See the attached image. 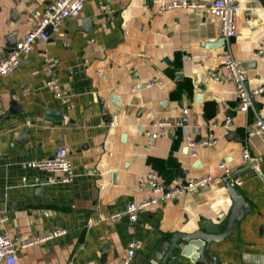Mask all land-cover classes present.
Here are the masks:
<instances>
[{"label":"crops","instance_id":"obj_1","mask_svg":"<svg viewBox=\"0 0 264 264\" xmlns=\"http://www.w3.org/2000/svg\"><path fill=\"white\" fill-rule=\"evenodd\" d=\"M51 1L0 0V50L6 36L17 41L27 34ZM172 1L85 0L78 18L50 29L47 40H36L14 71L0 78V234L26 242L66 230L19 247L15 264H117L131 241L141 247L130 264H144L173 232L191 233L203 218L225 223L231 198L220 162L240 170L235 176L242 182L235 187L250 210L228 236L211 242L208 254L217 264H264V190L256 174L264 175V137L245 134L256 113L264 120V95L245 112L232 83L207 77L226 47L218 19L207 12L212 0H189L203 8H167ZM236 2L231 52L248 85H264V54H255L264 41V0ZM50 73L71 87V108L61 107L46 87ZM148 81L156 83L144 86ZM226 117L231 130L211 127ZM159 121L181 124L148 143L146 132ZM209 133L217 141L192 156L186 138ZM59 145L69 147L72 183H48L47 173L25 166ZM243 147L253 167L243 169ZM148 171L168 185L206 174L213 180L203 191L148 207L134 222L112 219L131 201L150 196L136 187ZM166 264L188 263L179 256Z\"/></svg>","mask_w":264,"mask_h":264},{"label":"built area","instance_id":"obj_2","mask_svg":"<svg viewBox=\"0 0 264 264\" xmlns=\"http://www.w3.org/2000/svg\"><path fill=\"white\" fill-rule=\"evenodd\" d=\"M85 0H53L44 10L40 19L32 26L31 30L22 38L16 41L15 45L6 57L0 58V78L11 74L14 69L20 64L23 56L33 49V44L36 40H47L49 34L47 28L52 31L57 30L60 25L66 20H73L79 17L83 10ZM167 8H185L199 7L203 8V3H196L189 0H177L167 4ZM240 10L239 3L236 0H212L207 7V12L218 19L219 33L224 39L226 47L221 54V64L214 69L206 72L207 77L220 82L232 83L234 86L235 96L238 102V108L242 111L253 109L255 96L264 95V85L250 87L247 82L246 73L242 63L234 58L230 49V40L236 36V16ZM255 54H264V41L260 45ZM155 81H148L144 84L146 87L153 86ZM46 87L50 89L53 97L58 100L61 107L69 109L73 106L71 87L63 83L58 76L50 73L46 79ZM185 112V110L183 111ZM255 121L252 128H246V136L259 134L264 137V120L259 114H255ZM181 124L180 121H159L153 123V130H148V143L154 137L160 134H166V129L174 128ZM221 127L225 131L232 128V121L226 117L221 122H213L211 127ZM213 133H209L206 138L195 140L188 136L186 138V146L192 156H195L196 149L201 146H207L216 142ZM241 159L243 163H250L253 167L254 158L248 152L246 147L241 150ZM35 168L43 173H47L44 181L48 183H72L75 178V172L72 164V159L69 152V147L59 145L50 157L43 158L38 161H32L25 164ZM218 168L221 170L220 177L229 176L232 169L225 162H220ZM257 176L261 181L264 190V175L257 171ZM213 180L212 175L206 174L201 177H192L185 180L175 182L173 184H165L158 173L148 171L140 174L137 178V189L147 188L150 191V196L139 201H131L126 209L113 215L112 219H119L126 216L129 221L134 222L140 212L152 205H157L161 202L175 199L186 194H194L207 189ZM229 180L234 186L241 184V179L237 176L230 177ZM66 233L64 229H54L53 231L41 236L38 240L49 239L62 236ZM36 240L15 242L12 236L8 233L0 234V262L4 264H15L18 261L17 250L19 247H24L34 243ZM141 244L137 241H131L128 244L124 256L117 264H130L134 252L140 248Z\"/></svg>","mask_w":264,"mask_h":264},{"label":"water","instance_id":"obj_3","mask_svg":"<svg viewBox=\"0 0 264 264\" xmlns=\"http://www.w3.org/2000/svg\"><path fill=\"white\" fill-rule=\"evenodd\" d=\"M46 30L48 32L50 27ZM221 40L224 42L222 37ZM15 43L16 41L11 35L6 36L5 47L0 50V56L6 57ZM196 97L197 100L201 98L200 95ZM113 99H117V96H113ZM104 119L106 122H110L109 115H104ZM229 135L236 136L234 132H230ZM236 139L240 140L238 136ZM251 166L252 164L246 163L243 169ZM239 171L237 169L232 171L229 176L221 177L231 198L230 214L225 223H213L211 220L203 218L197 222V228L191 233L173 232L157 243L144 264H166L168 260H175L179 256L185 257L188 264H217L216 258L208 254L211 242H218L228 236L232 232L233 223H238L242 216L250 210L244 197L229 180Z\"/></svg>","mask_w":264,"mask_h":264}]
</instances>
